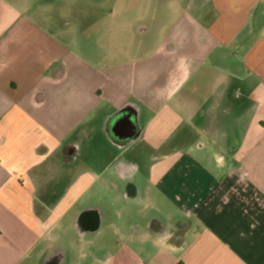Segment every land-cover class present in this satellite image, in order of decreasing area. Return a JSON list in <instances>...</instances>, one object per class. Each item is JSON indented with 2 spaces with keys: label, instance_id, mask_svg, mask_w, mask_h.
<instances>
[{
  "label": "crops",
  "instance_id": "obj_1",
  "mask_svg": "<svg viewBox=\"0 0 264 264\" xmlns=\"http://www.w3.org/2000/svg\"><path fill=\"white\" fill-rule=\"evenodd\" d=\"M117 2L68 0L65 42L54 8L0 0V264H264V0H147L126 44ZM101 179L122 206L78 234Z\"/></svg>",
  "mask_w": 264,
  "mask_h": 264
},
{
  "label": "rangeland",
  "instance_id": "obj_2",
  "mask_svg": "<svg viewBox=\"0 0 264 264\" xmlns=\"http://www.w3.org/2000/svg\"><path fill=\"white\" fill-rule=\"evenodd\" d=\"M34 2V0H32ZM36 1H42L43 3L41 4L42 8L47 7L48 10L50 7L54 8L53 9V17L55 19H53V26H55L59 31V37L62 41L67 42V40H70L71 37H74V33H69L67 32L66 29L72 30L73 28H76V20H75V16L73 15L72 12H81L83 6L82 3L75 5V7L73 9H71L70 7H68V0H36ZM81 1V0H80ZM123 2H117L115 4H110V3H106V4H102L103 6H105L104 8L107 10H110V8L114 7L116 10H119L122 12V16H119V18L117 17V19H113L112 22L117 21L118 23H122L121 26V34H122V39L123 43L126 44L127 42L130 41V39H128V34L130 33L131 28L133 27L132 24L134 21L137 20L136 16L140 14H142L141 17H143L144 14V19H140L138 21H141L139 23H143V22H149L150 20L147 19V15H146V11L148 9H146L147 7V0H122ZM203 1V0H201ZM205 1V0H204ZM163 6L162 3H156L155 4V8L156 10L161 9V7ZM44 10V9H42ZM150 11V10H149ZM121 17V18H120ZM41 21H45V20H41ZM107 23L111 22V18H107ZM110 24V23H109ZM113 25V24H112ZM109 27V26H108ZM115 27V26H113ZM113 30V29H112ZM68 33V34H67ZM117 34H120V32H116ZM115 35L112 32V34L110 35L111 38H113ZM79 38L76 41H79L81 43V35L76 36V38ZM161 129H155L154 130V134H156L157 132H160ZM101 148L99 147H92L90 152H89V160H90V164L93 167L95 164V160H97L98 155H99V150ZM148 151H150V148L146 145V144H142L138 147V149H136V152L141 156H143V158L147 159L148 156ZM133 154H135V151L133 152ZM93 164V165H92ZM137 166L140 167L141 166V162L137 163ZM113 169H117V166H114ZM122 174H124V176L129 177L130 179H134L135 177L131 174L132 173V169H123L122 170ZM130 175V176H129ZM122 177V176H121ZM122 180V179H121ZM110 181V180H109ZM116 182V180H112V182ZM118 181V180H117ZM111 182V181H110ZM120 185V184H118ZM91 192L88 193L80 203L77 204V209L80 208H84L86 206H109V205H114L116 207H121L122 206V202L119 201V197L117 196V191L115 189H106L104 185H102V179L101 180H96V182L94 183L93 187L90 190ZM111 234V232L109 233Z\"/></svg>",
  "mask_w": 264,
  "mask_h": 264
},
{
  "label": "flooded vegetation",
  "instance_id": "obj_3",
  "mask_svg": "<svg viewBox=\"0 0 264 264\" xmlns=\"http://www.w3.org/2000/svg\"><path fill=\"white\" fill-rule=\"evenodd\" d=\"M128 119L132 120V123L134 127L131 126ZM119 122V123H118ZM118 123V128L115 129V126ZM119 134L126 135L123 138H120L116 136L115 131ZM112 135L115 138L116 144L120 146H127V150L131 151L132 149L136 148V146L140 143L141 139V130L138 128L135 121L132 119V117L128 115H122L118 117L115 120V124L112 128ZM76 150L78 148L76 146L68 148L67 154H75ZM122 158V157H121ZM132 170L133 168L130 167ZM127 168V169H130ZM118 171V169H116ZM119 172V171H118ZM117 174H120L122 177L121 180V186L124 190H126V193L128 195V201L130 202H138L139 201V192H136L135 190V184L132 182V180L124 176L121 172ZM120 178V179H121ZM107 217H111V212L108 207L106 206H86L85 210L80 214L78 218V234L86 235V234H92L94 233L93 230L96 228L98 222L100 220H105Z\"/></svg>",
  "mask_w": 264,
  "mask_h": 264
},
{
  "label": "water",
  "instance_id": "obj_4",
  "mask_svg": "<svg viewBox=\"0 0 264 264\" xmlns=\"http://www.w3.org/2000/svg\"><path fill=\"white\" fill-rule=\"evenodd\" d=\"M128 121H129V123L131 124V126L134 127V125H133V123H132V120L128 119ZM118 123H119V122H118ZM118 123H117V125L115 126V129L118 128ZM114 132H115L116 136H118V137H120V138H123V137L126 136V135L119 134L118 132H116V130H115Z\"/></svg>",
  "mask_w": 264,
  "mask_h": 264
},
{
  "label": "clouds",
  "instance_id": "obj_5",
  "mask_svg": "<svg viewBox=\"0 0 264 264\" xmlns=\"http://www.w3.org/2000/svg\"><path fill=\"white\" fill-rule=\"evenodd\" d=\"M169 238H170V236H169Z\"/></svg>",
  "mask_w": 264,
  "mask_h": 264
}]
</instances>
